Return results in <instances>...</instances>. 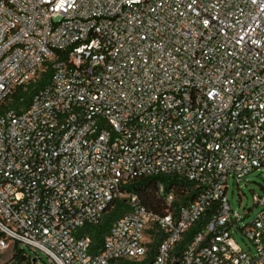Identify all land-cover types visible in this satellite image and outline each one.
Segmentation results:
<instances>
[{
    "label": "built area",
    "instance_id": "2783aa9c",
    "mask_svg": "<svg viewBox=\"0 0 264 264\" xmlns=\"http://www.w3.org/2000/svg\"><path fill=\"white\" fill-rule=\"evenodd\" d=\"M263 168L264 0H0L1 248L112 264L155 243L151 264H264V198L241 227L226 195L230 176ZM159 175L196 182V196L160 212L128 189ZM116 200L126 210L92 252L78 232Z\"/></svg>",
    "mask_w": 264,
    "mask_h": 264
},
{
    "label": "trees",
    "instance_id": "16d2710c",
    "mask_svg": "<svg viewBox=\"0 0 264 264\" xmlns=\"http://www.w3.org/2000/svg\"><path fill=\"white\" fill-rule=\"evenodd\" d=\"M51 78V68L48 66L46 70L41 72L39 77L30 82L25 87L17 89L12 96V106L19 108L21 104L25 106L29 104L33 95L42 87L49 83ZM159 183H163L167 192H173L175 196L172 205H166L164 197L158 192ZM199 186L196 182L186 180L184 178H177L175 176H150L146 178L136 179L128 185V189L137 192L142 197L144 203L152 210L160 212H169L175 210L177 212L181 206L188 204L197 194ZM125 204L123 200H116L110 204L104 213L103 219L99 224L87 225L81 228L78 232L80 236L88 235L92 239V252H97L101 249L105 235L109 232L114 222L125 212ZM210 217L207 212L202 222L194 226L185 236L180 244V247L174 252V256L178 257L185 243L191 236L201 227V224L206 222ZM153 232V231H152ZM155 233V232H153ZM155 235V234H154ZM0 238H5L4 234L0 232ZM13 255L11 260L19 264H27L30 258H34L30 247H22L17 242L13 243ZM156 244L153 243L148 255L141 261H132L126 259H119L112 262V264H151L154 258V249ZM36 252V251H34ZM38 253V252H37ZM40 264V262H39Z\"/></svg>",
    "mask_w": 264,
    "mask_h": 264
},
{
    "label": "rangeland",
    "instance_id": "374dc122",
    "mask_svg": "<svg viewBox=\"0 0 264 264\" xmlns=\"http://www.w3.org/2000/svg\"><path fill=\"white\" fill-rule=\"evenodd\" d=\"M229 186L227 189V197L232 209L240 214L239 225L241 227L248 225L259 214L263 205L259 204L258 199L264 198V168L255 170L239 182L230 176ZM235 239L240 246L248 251L255 252L256 247L252 244L249 238L245 237L237 227H233ZM148 241H154V237L148 234ZM21 245V244H20ZM22 246V245H21ZM23 247V246H22ZM13 244L11 243L7 249L0 247V264H19L11 260L13 255ZM33 257L30 258L27 264H54L50 258L42 251H32Z\"/></svg>",
    "mask_w": 264,
    "mask_h": 264
},
{
    "label": "water",
    "instance_id": "95a60500",
    "mask_svg": "<svg viewBox=\"0 0 264 264\" xmlns=\"http://www.w3.org/2000/svg\"><path fill=\"white\" fill-rule=\"evenodd\" d=\"M174 264H178V262H175Z\"/></svg>",
    "mask_w": 264,
    "mask_h": 264
}]
</instances>
